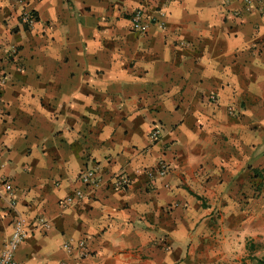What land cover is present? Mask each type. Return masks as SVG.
Returning a JSON list of instances; mask_svg holds the SVG:
<instances>
[{"label":"crops","instance_id":"0c3cea01","mask_svg":"<svg viewBox=\"0 0 264 264\" xmlns=\"http://www.w3.org/2000/svg\"><path fill=\"white\" fill-rule=\"evenodd\" d=\"M254 1L0 0V180L28 220L19 264L75 260L64 244L80 240L83 264H238L264 240V15ZM138 9L145 33L132 28ZM161 159L170 172L150 181ZM92 169L99 187L80 181ZM116 176L127 190L112 187ZM77 191L84 199L62 208ZM14 219L0 194V254Z\"/></svg>","mask_w":264,"mask_h":264},{"label":"built area","instance_id":"2783aa9c","mask_svg":"<svg viewBox=\"0 0 264 264\" xmlns=\"http://www.w3.org/2000/svg\"><path fill=\"white\" fill-rule=\"evenodd\" d=\"M247 10H253L256 5L254 0H244ZM259 6H261L259 11L264 15V0H257ZM239 12L236 11L234 16H239ZM132 28L134 31L145 33L150 23L145 21L144 12L142 9L134 11L130 16ZM21 22L28 28H32L36 22L37 17L33 11L24 10L21 14ZM161 26V24H159ZM162 27V26H161ZM6 82L4 77H0V84ZM215 99V98H213ZM162 135V129L159 125H153L149 134V141L152 144L157 143ZM170 172V165L165 159H161L157 162L153 170L148 171L147 175L150 181H156L157 179H164ZM112 187L117 191H125L131 184V181L124 176H116L112 178ZM80 181L82 184L90 187H99L103 183V179L98 175L97 169L87 170L80 176ZM13 187L8 180H0V194H5L10 198V208L15 213V219L13 224V231L5 243V246L0 254V264H19L16 260V253L19 248L24 244V242L29 237V231L27 229L28 220L16 211V202L13 195ZM84 199V194L82 191H77L74 195L68 196L60 201V206L62 208H67L72 206L76 202ZM35 224L41 226L45 229H51L52 225L49 220L44 217H38L35 219ZM64 249L70 254L74 255L75 250L77 251V256L75 260L65 261L62 264H83L82 261L90 256L87 242L85 240H80L74 244L73 242H66L64 244Z\"/></svg>","mask_w":264,"mask_h":264},{"label":"rangeland","instance_id":"374dc122","mask_svg":"<svg viewBox=\"0 0 264 264\" xmlns=\"http://www.w3.org/2000/svg\"><path fill=\"white\" fill-rule=\"evenodd\" d=\"M242 260L238 264H258L257 260L264 256V240H252L248 243L246 250H242ZM229 264V263H226Z\"/></svg>","mask_w":264,"mask_h":264},{"label":"trees","instance_id":"16d2710c","mask_svg":"<svg viewBox=\"0 0 264 264\" xmlns=\"http://www.w3.org/2000/svg\"><path fill=\"white\" fill-rule=\"evenodd\" d=\"M257 263L258 264H264V256L261 259L257 260Z\"/></svg>","mask_w":264,"mask_h":264}]
</instances>
